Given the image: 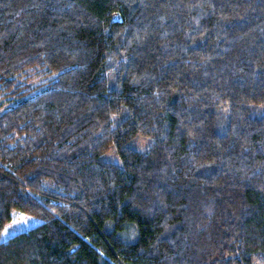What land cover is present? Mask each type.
Instances as JSON below:
<instances>
[{"label":"trees","instance_id":"16d2710c","mask_svg":"<svg viewBox=\"0 0 264 264\" xmlns=\"http://www.w3.org/2000/svg\"><path fill=\"white\" fill-rule=\"evenodd\" d=\"M11 96L0 264H264V0H0Z\"/></svg>","mask_w":264,"mask_h":264},{"label":"rangeland","instance_id":"374dc122","mask_svg":"<svg viewBox=\"0 0 264 264\" xmlns=\"http://www.w3.org/2000/svg\"><path fill=\"white\" fill-rule=\"evenodd\" d=\"M35 74V73H33ZM55 76V74H47V75H38L35 74V76L28 81L27 83L29 84V91L24 94L23 98H28L32 97L47 88V83H44L47 79ZM19 101V98L16 96H11L7 98V100L0 101V113L4 112L8 108L12 107ZM123 115H114L113 116V125H117L123 118ZM153 140L148 137H143V136H138L134 138L132 141L128 143V146L139 150V151H145L150 148L152 145ZM102 158L104 160L110 161V162H115V163H121V159L114 147H111L106 153L102 155ZM42 222V219L31 215L27 214L18 210H13L12 211V218L11 220L6 224L4 227L0 239L2 241H6L18 232L28 230L39 223ZM254 264H259L255 262Z\"/></svg>","mask_w":264,"mask_h":264},{"label":"water","instance_id":"95a60500","mask_svg":"<svg viewBox=\"0 0 264 264\" xmlns=\"http://www.w3.org/2000/svg\"><path fill=\"white\" fill-rule=\"evenodd\" d=\"M114 20H115V21H121V18H120L119 16L116 15V16L114 17Z\"/></svg>","mask_w":264,"mask_h":264}]
</instances>
